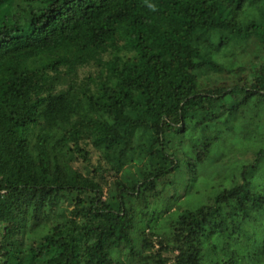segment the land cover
<instances>
[{"label": "trees", "instance_id": "16d2710c", "mask_svg": "<svg viewBox=\"0 0 264 264\" xmlns=\"http://www.w3.org/2000/svg\"><path fill=\"white\" fill-rule=\"evenodd\" d=\"M252 107L264 0H0V264H264Z\"/></svg>", "mask_w": 264, "mask_h": 264}, {"label": "rangeland", "instance_id": "374dc122", "mask_svg": "<svg viewBox=\"0 0 264 264\" xmlns=\"http://www.w3.org/2000/svg\"><path fill=\"white\" fill-rule=\"evenodd\" d=\"M249 115H253L254 122H258L261 117L264 118V111H258L255 107L250 108ZM264 121V119H263ZM258 130L249 131L248 134H252L255 138L258 136ZM242 135L238 138H234V140L240 139L237 147H240L243 144ZM241 142V143H240ZM252 149L248 148L244 153L239 151H235L233 154L229 153L227 156L222 159L215 157L216 155H211L199 168V174L193 181H188L186 178L182 182L183 185L187 188L185 194L178 200V205H187L194 206L198 204L205 203L216 190V183L220 176H229L232 174V170L236 172L239 167L241 160H249L251 159ZM92 161L95 162V156H92ZM243 163V161H242ZM76 166H81L80 162L75 163ZM106 178H110V176H106ZM264 188V187H263ZM172 190V189H171ZM182 193L184 192V188L181 189ZM264 190V189H263ZM181 193V192H180Z\"/></svg>", "mask_w": 264, "mask_h": 264}]
</instances>
